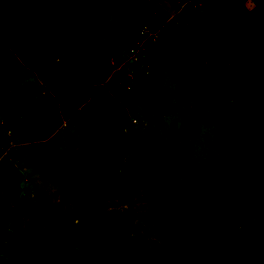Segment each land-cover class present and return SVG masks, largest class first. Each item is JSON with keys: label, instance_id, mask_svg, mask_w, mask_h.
<instances>
[{"label": "rangeland", "instance_id": "rangeland-1", "mask_svg": "<svg viewBox=\"0 0 264 264\" xmlns=\"http://www.w3.org/2000/svg\"><path fill=\"white\" fill-rule=\"evenodd\" d=\"M29 1L35 32L14 48L0 43V264H111L105 253L122 264H184L202 243L143 199L146 191L156 199L183 191L230 235L245 223L264 230V134L248 119L215 122L234 96L264 108V35L227 48L252 20L264 22V0H130L124 9L110 0ZM156 9L196 57L176 48ZM95 12L63 41L48 38L68 13ZM16 16L13 0H0V18ZM211 48L220 62L202 58ZM55 61L88 90L98 87L67 121L48 81ZM167 141L194 174L158 168ZM37 142L46 159L38 170L30 164ZM73 162L81 170L67 177ZM233 264H264V246Z\"/></svg>", "mask_w": 264, "mask_h": 264}, {"label": "trees", "instance_id": "trees-1", "mask_svg": "<svg viewBox=\"0 0 264 264\" xmlns=\"http://www.w3.org/2000/svg\"><path fill=\"white\" fill-rule=\"evenodd\" d=\"M110 1L119 8L124 9L125 4L130 0ZM135 3L139 7L148 4L141 1H135ZM13 5L17 16L8 20L0 18V43L8 48H14L24 42L33 31L35 32L36 26L34 16L37 7L33 2L29 0H13ZM100 14V12H95L77 16L68 13L64 29L62 31L52 29L48 33V38L54 43L61 42L66 38L67 33L76 27L78 21L90 20ZM155 20L159 25L167 23L170 26L174 32L171 42L184 56L189 58L196 57L191 52L184 35L174 20L166 22L163 11L158 9L155 11ZM263 35L264 22L254 19L243 27L233 40L227 43V48L230 49L238 44L252 47L253 43ZM46 48L48 49L49 47L46 46ZM202 58L220 62L222 55L219 50L211 48ZM201 77L202 75H198L193 81L187 82L183 94L186 95L187 87L197 82ZM48 81L53 92V99L58 105L63 121L69 120L73 116L75 109L91 98L98 90V87H91L88 90L85 81L73 78L58 61L51 65ZM246 119L250 120L264 134V108L262 111H258L253 102L244 105L234 96L215 122L223 127L226 124L240 123ZM40 147L41 142L33 143V157L30 164L36 170L44 168L46 164V159L38 152ZM156 163L159 169L166 172H171L174 169H183L194 174V168L190 164L188 157L184 152L179 151L172 141L165 143L161 152L156 156ZM79 170L81 169L78 163L73 162L65 175L67 177L73 176ZM142 198L156 201L161 210L173 218L181 229L202 243V247L193 256L181 257L184 264H233L247 251L259 250L264 246V230L259 231L251 223H245L235 234L230 235L225 232L223 227L210 214L188 198L181 190L172 192L159 199H156L154 193L146 191ZM31 224L39 235L45 239L52 240L49 233L35 221H32ZM104 255L111 264H122L108 253ZM65 258H69L68 253Z\"/></svg>", "mask_w": 264, "mask_h": 264}, {"label": "built area", "instance_id": "built-area-1", "mask_svg": "<svg viewBox=\"0 0 264 264\" xmlns=\"http://www.w3.org/2000/svg\"><path fill=\"white\" fill-rule=\"evenodd\" d=\"M143 50H144V48H143Z\"/></svg>", "mask_w": 264, "mask_h": 264}]
</instances>
